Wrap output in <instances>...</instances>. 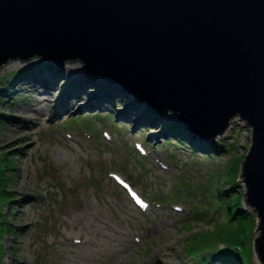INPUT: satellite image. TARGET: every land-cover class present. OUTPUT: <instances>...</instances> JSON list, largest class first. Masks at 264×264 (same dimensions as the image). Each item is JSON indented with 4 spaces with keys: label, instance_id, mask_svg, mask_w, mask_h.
<instances>
[{
    "label": "rangeland",
    "instance_id": "obj_1",
    "mask_svg": "<svg viewBox=\"0 0 264 264\" xmlns=\"http://www.w3.org/2000/svg\"><path fill=\"white\" fill-rule=\"evenodd\" d=\"M28 59L0 66V88L9 85L0 92V157L13 166L5 172L9 194H0V220L10 227L0 228V264H198L225 245L224 230L236 226L227 202L245 192L241 160L252 141L245 120L235 115L210 141L188 137L171 109L150 107L145 115L154 121L138 122L133 112L142 101L127 111L128 90L104 79L65 98L66 85L90 77L80 60ZM67 64L79 68L75 82L58 74L48 89L33 91V80ZM246 203L254 221L242 220L237 244L247 264H262L258 219Z\"/></svg>",
    "mask_w": 264,
    "mask_h": 264
},
{
    "label": "water",
    "instance_id": "obj_2",
    "mask_svg": "<svg viewBox=\"0 0 264 264\" xmlns=\"http://www.w3.org/2000/svg\"><path fill=\"white\" fill-rule=\"evenodd\" d=\"M30 56L80 60L199 139L245 120L240 176L264 264V0H0V66Z\"/></svg>",
    "mask_w": 264,
    "mask_h": 264
},
{
    "label": "trees",
    "instance_id": "obj_3",
    "mask_svg": "<svg viewBox=\"0 0 264 264\" xmlns=\"http://www.w3.org/2000/svg\"><path fill=\"white\" fill-rule=\"evenodd\" d=\"M20 73V72H19ZM18 73V74H19ZM22 74V73H21ZM24 74H29L24 72ZM20 75V74H19ZM18 76V75H17ZM9 85L5 84L2 85L0 88V92H7V88ZM176 124H172L169 129H177ZM180 129V128H179ZM183 130V127H181V131ZM242 159V158H240ZM0 161H5V164L3 167H1V174H0V194H9V191L6 187V170L13 168L12 162L7 161L4 157H0ZM242 161V160H241ZM240 164V162H239ZM237 163L235 170H237V167L239 166ZM235 185L230 184L228 188L224 189L222 194H227L229 191L233 190ZM228 195V194H227ZM244 198V193H236L233 197V199H229L226 205V210L229 213V221L235 220L236 226L235 227H228L223 232V239H221V243H225L224 246L218 247L217 249L208 252L207 254L202 256L201 260H197L195 263L203 264L204 261H206L205 264H209L210 260H214L217 262H220L222 264H247L243 260L242 252L240 247L237 244L238 239V231H239V225L242 222V220H246L248 217H252V212L248 211L247 209H244L242 207V199ZM12 200L11 197L8 199V201ZM254 221V219H253ZM7 223V222H6ZM7 227L10 228L7 224L3 222V220H0V228L3 232H5ZM2 232V233H3ZM195 246V245H194ZM194 248V247H192ZM252 249L250 250V256H251ZM211 264V263H210Z\"/></svg>",
    "mask_w": 264,
    "mask_h": 264
},
{
    "label": "bare ground",
    "instance_id": "obj_4",
    "mask_svg": "<svg viewBox=\"0 0 264 264\" xmlns=\"http://www.w3.org/2000/svg\"><path fill=\"white\" fill-rule=\"evenodd\" d=\"M35 61V60H34ZM72 61H70V62H67V63H71ZM40 64V63H39ZM46 65V64H45ZM42 66V65H41ZM36 68V67H35ZM83 68V70L84 71H87V70H85V68L84 67H82ZM38 69V68H37ZM46 69H47V67H46ZM63 69V70H62ZM79 68L78 67H76V65L75 64H67L64 68H60V69H55L54 70V72H46L45 73V76L43 75V76H40L41 78H39V79H35V80H33L32 81V85L34 86L33 87V91H35V92H38L39 91V89L38 88H41V89H48V87L54 82L53 80L55 79V77L58 75V74H63L68 80H71V81H76L77 79L76 78H74V75L75 74H77V73H79V70H78ZM30 71V70H29ZM32 72V71H31ZM88 73V75H90V77L88 76V78H87V76H79L80 77V79H82V83H81V86L80 85H78V84H80V81H76V84H74L70 89H69V87L66 85V87H65V89H64V95L66 96L65 98H69V97H71L70 95H68V92H70V94L73 96V97H75L76 95H80L81 93H83L84 91H83V89H84V83H87V81H89V80H92V78L93 79H97V80H99V81H101L102 79H104L105 80V86L107 85V87H109L108 85H109V83H116L118 86H122V87H124L123 85H121L120 84V82H115V81H110V80H108L106 77H105V75H103V74H97V73H91V72H87ZM95 74V75H94ZM78 75V74H77ZM63 76V77H64ZM32 78H33V76H32ZM75 79V80H74ZM43 80V81H42ZM19 81V80H18ZM99 81L97 82L96 81V83H94V84H92L93 85V88H94V93H93V97H92V100H94V102L95 103H97L96 101H95V99H97V97H98V95H99V93H102V91H101V89H100V83H99ZM78 82V83H77ZM13 83V82H12ZM107 83V84H106ZM76 85H78L79 86V88L77 89V87H76ZM117 85H114V86H117ZM83 86V87H82ZM111 86H113L112 84H111ZM107 87H105L106 88V91H105V95H107V96H110V95H112V92L115 90L114 88H107ZM76 88V89H75ZM125 88H126V86H125ZM69 90V91H68ZM129 92V91H128ZM130 93V92H129ZM130 95H131V97H129L128 98V100H127V102L124 104V108L127 110V111H130V109H134L135 108V106L133 105V102H136L135 100L136 99H140L141 101H142V105H140L139 104V106L135 109L136 111L135 112H133V111H131V112H133V113H135V116H136V118L138 119V118H140V119H138L137 121L138 122H140V121H147V122H152V121H154V119H152L151 117H146V115H145V113H146V111L150 108V107H152V106H150L149 104H146L145 103V101L144 100H142L141 98H139L138 96H136L135 94H132V93H130ZM35 99L36 100H38L39 102H41V100H40V97H38V95L37 94H35ZM89 97H87V99H86V103H88L89 102ZM91 100V99H90ZM137 103V102H136ZM148 114V113H147ZM160 115V114H159ZM28 115H26V117H27ZM161 116H165V115H161ZM167 116V115H166ZM165 116V117H166ZM173 116V115H172ZM173 117H175V116H173ZM165 119V122H167L168 120H171L169 117H167V118H164ZM166 119H167V121H166ZM175 119L177 120L178 118H176L175 117ZM140 120V121H139ZM156 120V119H155ZM34 121H38V120H34ZM27 125V124H26ZM29 126V125H28ZM27 126V127H28ZM22 128H24V125H23V127ZM186 133H187V136L188 137H190V136H192L193 137V135H194V132H191L189 129H186ZM219 134H221V133H219ZM217 135V134H216ZM198 137V136H197ZM195 138V137H194ZM199 138V137H198ZM204 140H207V141H210V139H204ZM261 262V261H260Z\"/></svg>",
    "mask_w": 264,
    "mask_h": 264
}]
</instances>
